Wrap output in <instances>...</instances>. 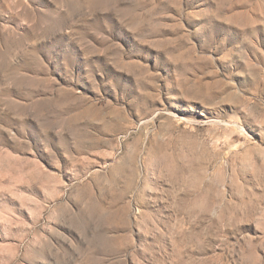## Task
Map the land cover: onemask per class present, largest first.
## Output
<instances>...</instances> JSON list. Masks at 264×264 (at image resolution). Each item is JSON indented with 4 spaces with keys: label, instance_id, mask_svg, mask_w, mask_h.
Listing matches in <instances>:
<instances>
[{
    "label": "rangeland",
    "instance_id": "1",
    "mask_svg": "<svg viewBox=\"0 0 264 264\" xmlns=\"http://www.w3.org/2000/svg\"><path fill=\"white\" fill-rule=\"evenodd\" d=\"M0 264H264V0H0Z\"/></svg>",
    "mask_w": 264,
    "mask_h": 264
}]
</instances>
